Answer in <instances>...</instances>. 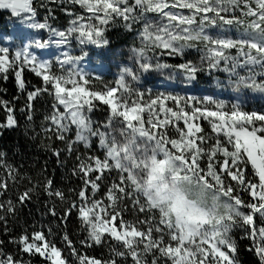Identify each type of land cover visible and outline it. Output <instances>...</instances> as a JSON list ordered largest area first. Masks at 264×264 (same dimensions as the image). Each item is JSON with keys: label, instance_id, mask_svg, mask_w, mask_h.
<instances>
[{"label": "snow or ice", "instance_id": "obj_1", "mask_svg": "<svg viewBox=\"0 0 264 264\" xmlns=\"http://www.w3.org/2000/svg\"><path fill=\"white\" fill-rule=\"evenodd\" d=\"M86 9L91 16L88 20L99 23H85L84 17H77L72 21V27L67 32H56L50 29L60 39L56 42L64 44L73 34L81 44H91L101 48L106 47L109 41L105 38V29L116 18L123 20L124 27L131 31L138 21H145L140 33L144 46L134 49L138 58V68L141 72L152 69H167L168 64L154 61L148 49L168 50V54L182 55L186 48L193 47L196 41L206 42L205 53L202 57L208 63V70L216 69L229 74L230 81L237 86L253 88L264 92V0H71ZM188 9L189 15L174 12L170 9ZM0 9L10 10V13L19 18L22 23L29 22L33 29L49 28L47 22L36 21V9L33 0H0ZM168 9V11H166ZM241 11L243 15L254 17L249 24L253 32L247 35L250 38L240 40L215 39L205 33V25L217 24V19L224 24L231 25L235 18L228 19L222 13ZM148 13H156L167 23L154 26L148 19ZM211 13L212 15H208ZM199 16L200 22L197 23ZM195 25V27H193ZM45 45L37 42V48ZM236 48V56L227 53L228 49ZM247 49V50H245ZM242 57L243 59H239ZM79 58L67 57L61 61V66H69ZM19 61V63H17ZM24 66L31 68L39 77H42L43 87L28 91L25 109L27 121L33 120V102L44 93L52 96L55 103L52 111L45 116V124L41 126V133L49 141L52 137L66 143V152L70 156L74 145L81 144L86 149L93 147L94 138L98 140L99 148L104 150V158L98 156L77 155V164L72 168L73 176L83 181V186L77 193L79 204L70 201L60 189L53 187V181L45 178L39 185L52 203L47 212L57 217L62 224L67 223L68 217L75 210L85 238L81 245L88 247L107 246L111 256L106 260L89 257L82 254L74 246L67 232L62 236L67 250L75 258L73 264H124L129 257L132 264H240L237 258V244L231 233L234 228L244 231L245 238L252 243L249 248L258 257L260 264H264V226H256V218L264 221V114L248 113L233 105L230 111H224V103L212 100L215 109L189 104V99L173 95L158 94L147 102H141L144 93L135 92L130 88L125 76L132 80L139 77L134 68L125 67L117 87H106L103 91H89L81 86L87 85L88 79L71 67L67 75H58L51 72L52 65L48 61L39 60L28 48L17 51L14 57L9 56V49L0 47V77L8 79L9 71H14L17 88L25 91V81L22 78ZM257 67L259 72L256 71ZM179 68L194 78L200 71V66L190 63L179 65ZM240 70L247 75L242 76ZM261 77L257 82V76ZM68 85H71L69 88ZM120 91V95L116 93ZM3 91V90H0ZM132 94L137 99L129 101ZM18 98V97H17ZM93 100L102 101L109 106L107 121L103 124L91 119V113L96 107ZM167 100H172L176 108L168 107ZM62 107V111H61ZM0 108L6 113L5 120L0 122V135L4 130L19 127L15 116V107L9 101L0 99ZM147 110L148 119L143 118ZM163 114V115H161ZM200 118L208 119L212 131L216 134L215 143L208 148L203 147L206 137L198 135L203 129L198 123ZM183 121L185 128L177 127L178 139H170L165 129L169 124L177 125ZM260 122L257 127L256 122ZM146 125H148L146 127ZM75 127V137L68 139V133ZM31 124L26 126L30 128ZM27 134V132H26ZM223 135L232 151L221 143L219 137ZM199 141V143H198ZM170 145V147H169ZM45 150H51L60 160L59 149H52L49 144H41ZM218 153L224 157L218 172L215 158ZM207 158V167L201 168L200 159ZM61 164L64 161H60ZM251 164L258 183L246 179L244 166ZM0 168H4L7 177L13 182L28 179L31 187H26L14 202L11 198L0 200V224L5 226L10 218H14L19 210L18 206L30 203L33 195H38L37 185L30 178L22 176L19 169L7 164L6 153L0 152ZM117 170L119 182L112 183L106 193L109 204L95 199L100 189L105 172ZM165 172L169 173L171 184L165 183L161 189L155 184V191H167L181 181L195 180L197 185L216 193L217 198L223 197L229 209L226 215L217 216L210 208L201 207L188 200L182 192L175 190L172 197L154 199L151 195L140 190L137 175L147 176L146 183L153 186V182L163 179ZM92 174H95L94 176ZM126 174V175H125ZM222 174H226L231 183L225 184ZM8 178H0V197H5L9 189ZM126 182H129L134 192L139 194L134 199V207L140 212L158 210L160 219L152 224L151 220L142 221L148 224L147 230H140L136 226L125 222L121 216L122 209L119 202L130 195L126 191ZM91 188V197L87 195ZM235 188L248 192L251 202L245 203L238 195H233ZM74 191V190H73ZM142 196L145 203H141ZM67 203L63 214L58 213L55 201ZM163 200L168 201L167 207L162 206ZM18 202V203H17ZM242 209H246L242 210ZM119 220V224L114 221ZM159 233L154 237L153 232ZM52 235V229H47ZM107 234V235H105ZM165 235L168 240H165ZM114 242V243H113ZM172 242H175L174 244ZM10 243L18 244L20 252L30 256L39 255L50 264H69L62 256L61 248L46 237L44 231H35L31 235L25 233ZM4 241L0 240V264H30V261L21 260L3 250ZM117 258H120L119 260Z\"/></svg>", "mask_w": 264, "mask_h": 264}, {"label": "trees", "instance_id": "obj_2", "mask_svg": "<svg viewBox=\"0 0 264 264\" xmlns=\"http://www.w3.org/2000/svg\"><path fill=\"white\" fill-rule=\"evenodd\" d=\"M61 2V0H36L34 1L33 6L36 9L37 15H41L44 12L52 14L53 11L57 14H61ZM131 2L132 0H129V3ZM170 10L179 12L181 9L173 8ZM166 11H168V9H166ZM150 14L151 13L147 14L148 19L153 20V18L150 17ZM7 16V13L0 11V17ZM60 17L63 18L62 15ZM199 22L200 18L198 16L197 23ZM124 23L123 20L116 18L115 21L110 22L105 29L104 35L109 41V44L102 48L100 53L104 56L105 60L112 65H114V62L129 60L134 64L138 63L137 54L134 52V49H139L144 46V43H146H142L140 36L145 21L141 20L136 22L131 31L123 26ZM229 26L233 28L232 31L226 30L224 23L218 19L215 26L209 24L205 25V33L209 36L218 35L223 39L235 40L236 37L238 38L239 34L250 38L247 34L253 32V30L246 26H238V23H233ZM193 27H195V25ZM205 43L206 42L200 41L194 42L193 47L186 48L182 55H169L168 50L163 49H148L149 55L153 56L154 61H158L161 64H168L170 67L167 69H152L148 72L139 71V87L143 89L147 87L161 90L165 89L167 92L171 91L170 93H174L180 88L177 82L182 80V78H180L182 75L185 77L183 84L185 85L184 89H187L190 94L195 96L199 94L202 96L208 94L228 99V105L224 104V111H230L232 106L237 104L240 110L244 112L264 114V104L262 103L264 92L249 87L237 86L235 82L230 81L229 74L223 71L216 69L208 70L207 61L202 59L205 53ZM237 52L238 50L236 48L227 50V53L232 56H236ZM238 58L241 60L243 59L242 57ZM185 63L200 66L205 70L198 72L194 78H189L188 74L179 68V65ZM243 72V70H240L242 76L244 74ZM24 81L25 91L21 92L17 88V82L14 76H8L6 81L0 77V90H3L0 91V99L11 102L15 107V116L19 123V127L11 130L6 129L4 130L3 135H0V152L6 153V161L8 164L19 169L22 176L30 178L33 182H39L37 185L38 195H33L30 203L18 206L19 210L16 216L10 218L7 224L8 231H5V226L0 224V240L4 241L3 250L21 260L30 261V264H49L48 261L39 255L30 256L21 253L18 244L10 243L11 240L18 239L25 233L31 235L35 231H44L46 237L53 241L57 247L61 248L62 256L68 259L69 264H73L75 258L68 252L67 246L62 240L63 234L67 232L69 238L73 241L74 246L79 252L86 254L89 257L106 260L111 256L107 246L88 247L86 245H81L80 241L85 238V233L81 229L75 210H73L68 217L66 225L62 224L57 217H53L47 212L48 206L52 203V198L48 197L39 186L43 184L45 178L51 179L54 188L63 191L70 201L76 202L77 204L80 202L77 193L83 186V181L79 177L72 175L71 170L76 164L73 159L69 157L68 153H66V147L62 141L55 139V137H52V140L49 141L47 137L43 135H36V138L32 139L33 132L41 133L42 131L41 126L44 125V117L46 116L45 113L47 112L48 104H45L42 96L37 97L33 102V120L31 122L27 121L26 114L22 111L26 106V93L35 88L43 87V82L31 71H26L24 73ZM193 103L202 107L201 105H198L197 101L189 100L190 105ZM166 104L168 107L176 108V105L172 100H167ZM207 106L209 109H215V105ZM0 110H2V108H0ZM3 114V117H5V111ZM4 120L5 118L3 121ZM198 122L203 129V132L198 135L206 137L207 142L203 147L208 148L215 143L216 134L212 131L211 123L208 119L200 118L198 119ZM29 123L31 124V127L26 128ZM256 125H260V122L257 121ZM177 127L185 128L183 121L177 122L176 126H173L172 124L167 126L169 131L168 135L172 138L179 137V133L176 130ZM219 139L224 146L229 148L230 151L233 150L232 146L226 143L223 135H221ZM42 143H50L52 149H59L61 152L60 160L58 161L57 157L53 155L51 150L43 149L41 147ZM223 158L224 157L221 153H218L215 158V161L217 162L215 167L218 172L220 171L219 162L222 161ZM60 161H64V163L61 164ZM200 165L201 168L207 167L206 157L200 159ZM244 172L246 179L258 183V178L254 175V170L250 163L244 166ZM0 178H8L7 172L4 168H0ZM222 179H224L226 185L231 183L235 186V182L231 181L226 174H222ZM8 182L10 190L6 193L5 197H0V200L11 198L16 202V198L19 194L23 192L26 187L32 186L28 179L20 180L17 183L8 178ZM184 182H189L188 185H194V189L198 188L195 187L198 185L194 179ZM206 190L210 196L199 202L206 204L211 203L214 206L215 199L212 197L213 191L210 189ZM233 195H238L245 203L251 202L249 193L241 188H235ZM55 203L58 213L63 214V211L68 207V204H61L59 200H56ZM242 210L246 211V209ZM128 215L131 216L129 219L132 218V222L137 225L138 229L147 230L145 223H141V217H135V214L133 213H127L126 216ZM256 226H264V221L256 218ZM48 228L52 229V235L50 236L47 232ZM153 235L154 237H158L159 233L154 231ZM231 235L237 244L238 251L236 255L240 264H260L258 257L253 251L249 250L252 242L245 238L244 231L240 228H234ZM165 240H168L167 235H165ZM172 243L174 244L175 242ZM117 259L119 260L120 258ZM124 264H132L131 257L124 261ZM161 264H163V261Z\"/></svg>", "mask_w": 264, "mask_h": 264}, {"label": "rangeland", "instance_id": "obj_3", "mask_svg": "<svg viewBox=\"0 0 264 264\" xmlns=\"http://www.w3.org/2000/svg\"><path fill=\"white\" fill-rule=\"evenodd\" d=\"M62 4L60 7V13L57 14L53 11V13H42L41 15H36V21L37 22H47L49 25V28L46 29H33L29 27V22L22 23L19 18H13L10 15L7 17H0V47L8 48L9 49V56L14 57L15 53L17 51H21L24 48H28L34 55L37 56L39 60L48 61L51 65V72L58 75H67V70L71 67L72 69H75L76 72H79L83 77L88 79L87 85H81L89 89V91H103L106 87H117L118 81L121 77V75H124L123 69L125 67L134 68L137 72V75L139 77V68L138 63L134 64L132 61H121V62H114V65H110V70L106 73L101 72L97 64L99 62H106L104 56L100 53L102 48L91 45V44H81L79 40L77 39V34L73 33L69 38L68 42L64 44H59L56 41L60 38L54 34L53 31L50 29H54L56 32L59 31H65L72 27V21L77 19V17H84L85 23H99L96 20H88V17L91 16V13H88L86 9L82 8L79 4H74L71 2V0H61ZM171 2V0H169ZM179 12H182L184 15H189L190 10L188 9H181ZM149 14V13H148ZM63 16L61 18L60 16ZM209 15H212L209 13ZM221 15L225 16V18L232 19L235 18L236 22L238 23V26H246L248 28L249 24L254 17H248L243 15L241 11H236L233 13H222ZM150 17L153 18V20H150L154 26L167 23L165 19L160 17L156 13H151ZM218 20V19H217ZM225 29L232 31L233 28L230 27L228 24H224ZM251 29V28H250ZM252 30V29H251ZM211 37L215 39H223L220 36L211 35ZM248 38L245 35H238V38L236 37L235 40H240ZM10 40V44L6 42V40ZM234 40V39H231ZM40 42L44 44L45 46L43 48H37L36 43ZM73 57V58H79L75 60V63L71 66L65 64L61 66V61L67 59V57ZM19 63V61H17ZM109 63V62H108ZM26 71H31V68L24 66L23 72H22V78L24 79V73ZM257 72H259V68L256 69ZM35 74V72H33ZM243 76L247 73L244 71ZM14 76V71L10 70L8 76ZM36 75V74H35ZM37 76V75H36ZM39 77V76H37ZM182 80L180 82H177L180 88L176 90L174 93L167 92V90L163 89H156V88H150L147 87L145 89L139 87V78L137 80H132L130 77L125 76V79L127 83L129 84L130 88L133 89L135 92H142L144 93L142 101L141 102H147L150 98H155L158 94L162 95H173L181 98H195L194 101L198 102V105H201L202 107H208L207 105H213L211 103L212 100H215L217 102H223L225 105H228L229 100L224 97H219L215 95H192L188 92L187 89H184L185 85L184 76H180ZM39 79L43 82L42 77H39ZM261 77L257 76V81H260ZM44 86V85H43ZM70 88L71 85H68ZM119 90L116 95H120ZM42 99L44 100L45 104H48L47 106V112L45 113L46 116H48L52 111V104L55 103L52 96L44 93L41 95ZM137 97L135 94H132L129 98V101L136 100ZM190 101H193L189 99ZM92 103L96 105L94 110L92 111L91 119L97 124H103L107 121L108 114H109V106L103 105L102 101L99 100H93ZM264 104V99L262 101ZM237 105V104H235ZM61 107V111H62ZM4 109L0 110V122L3 121V119L6 117L4 116ZM148 112L147 110L143 113V118L145 120L148 119ZM45 118V117H44ZM44 119V124H45ZM195 123H198V120L195 121ZM148 125H146L147 127ZM185 126V125H184ZM260 126V125H257ZM186 127V126H185ZM167 136L170 139H178L179 137H171L168 135L169 131L168 128L165 129ZM75 137V127L73 126V131L68 133V139L72 140ZM64 146L66 147V143L62 142ZM170 147V145H169ZM75 151L69 156L71 159H73L74 163L77 164L76 156H98L101 159L104 158V150L99 148L98 146V140L94 138L93 140V147L91 149H86L81 144L74 145ZM66 151V150H65ZM67 153V152H66ZM7 162V161H6ZM8 164V162H7ZM93 176L95 174H92ZM119 175L120 173L113 169L111 172H105L104 179L100 183V189L95 194V199L103 200L104 205H108L109 201L106 198V193L108 191V188L112 185V183H118L119 182ZM126 175V174H125ZM145 176L137 175V181H142ZM189 183V182H188ZM188 183L183 184V186L179 189L180 192L185 194L186 198L192 202H195L197 204L198 201H202L207 199L210 195L207 192L206 188L203 185H198L194 189V185H188ZM194 189V190H193ZM126 191L130 193V195L125 196L122 200V202H119V207L122 209L121 216L125 222L128 224L134 225L137 227L136 224L132 222V218L129 219L131 216H126L127 213H133L135 214V217H141L142 221L151 220L152 224L158 223L160 219V214L158 210H152L151 212L145 211L140 212L137 210L136 207H134V199L139 194L134 192V189L130 185L129 182H126ZM91 197V188L89 187L88 193ZM140 202L143 204L145 203V200L142 196H139ZM131 207V208H130ZM133 216V215H132ZM134 219V218H133ZM114 224H119V220L114 221ZM145 227H148V224L145 223ZM138 228V227H137ZM50 264V262H49Z\"/></svg>", "mask_w": 264, "mask_h": 264}, {"label": "clouds", "instance_id": "obj_4", "mask_svg": "<svg viewBox=\"0 0 264 264\" xmlns=\"http://www.w3.org/2000/svg\"><path fill=\"white\" fill-rule=\"evenodd\" d=\"M146 181H147V177H145L141 181L140 190L145 192L146 194L151 195L154 199H157V200H161V198L165 197V196L171 198L173 195V192L175 190H179L183 186V184L186 183L184 181H181L180 183H178L175 186V189L170 187L167 191H161L160 195H157V192L155 191V184L159 183L161 189H163V185L165 183L171 184L169 173L165 172L163 179L159 180L158 182H153V186H149L146 183ZM212 197L215 199V205L214 206L211 203L206 204V203H201L199 201L197 202V204L201 207L212 209L217 216L226 215L229 209L227 208L226 201L223 199V197L217 198L216 193H214V192H212ZM167 205H168V201L163 200L162 206L166 208Z\"/></svg>", "mask_w": 264, "mask_h": 264}, {"label": "water", "instance_id": "obj_5", "mask_svg": "<svg viewBox=\"0 0 264 264\" xmlns=\"http://www.w3.org/2000/svg\"><path fill=\"white\" fill-rule=\"evenodd\" d=\"M34 1H36V0H33V2H34ZM0 11L12 15V14L10 13V10H3V9H0ZM12 17L17 18V17H15L14 15H12Z\"/></svg>", "mask_w": 264, "mask_h": 264}]
</instances>
